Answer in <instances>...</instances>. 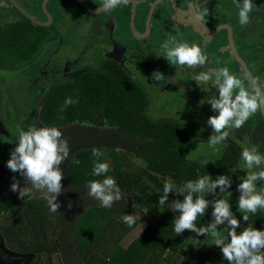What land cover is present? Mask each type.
<instances>
[{
    "label": "trees",
    "instance_id": "16d2710c",
    "mask_svg": "<svg viewBox=\"0 0 264 264\" xmlns=\"http://www.w3.org/2000/svg\"><path fill=\"white\" fill-rule=\"evenodd\" d=\"M18 12L20 17L17 24H10L4 29L0 26V53H3L0 61L13 58L17 53V61L21 63L18 66H21L30 63L41 52L42 42L54 34L49 27L33 23L25 14L19 10ZM238 38L243 49L249 48L254 54L256 48L250 49L254 42H246L247 38L244 39L242 35ZM263 67L262 64V69ZM39 75H46V71ZM55 76L50 75L52 79ZM66 97H78L79 102L60 113L59 109ZM61 115L63 119L59 118ZM39 117L49 127L58 128L76 123L91 124L117 128L126 134L141 137L133 151L145 163V167L141 169L132 166L128 153L122 149L93 147L103 153L100 162L109 165L106 176L113 177L122 195H131L140 210L148 205L154 194L163 195L166 181L174 185V192L168 197V206L152 231L138 237L126 248L120 245L121 234L124 230L133 228L135 224L129 227L124 223L119 217L123 214L115 207L92 205L85 209L74 229V245L85 264H167V261L176 255V246L182 237L174 231L173 221L180 214L173 209L172 201L183 199V196L175 194V190L182 188L190 180L195 181L208 174L213 179L217 175H227L232 181L229 168L235 165L239 153L235 143H230L229 150H226V154H223L214 168L199 160L190 159L188 155L195 137L176 119L152 117L148 110L146 88L135 78L133 72L112 58L97 57L94 68L59 83L46 96ZM259 124L263 125L261 121ZM93 148L82 147L72 155L66 167V174L72 182L88 185L90 181L105 178L91 174ZM204 195L206 199H213L207 193ZM29 198L30 196H25L20 199L17 193L0 201V213L7 215L4 223H10V229L6 232L7 243L16 245L21 253H29V264H56L53 257L58 253V249L54 243H49L46 230L49 222H43L42 209L35 205L38 204L35 200ZM211 211L210 206L204 216L197 218L198 228L209 225L212 219ZM234 211L237 219H240L237 233L250 226L264 230V212L257 210L253 214L239 210L237 213L238 207H235ZM245 214L248 215L247 222L242 220V215ZM32 216L36 218L32 219ZM15 224L17 237L13 232ZM3 225H0V232ZM217 230L215 237H225L229 231L226 225H219ZM29 233L31 235L28 237ZM184 233L188 239L196 235L188 230ZM169 253L171 255L167 256ZM207 261L208 256L203 254L201 264H208Z\"/></svg>",
    "mask_w": 264,
    "mask_h": 264
},
{
    "label": "rangeland",
    "instance_id": "374dc122",
    "mask_svg": "<svg viewBox=\"0 0 264 264\" xmlns=\"http://www.w3.org/2000/svg\"><path fill=\"white\" fill-rule=\"evenodd\" d=\"M22 1L24 5L29 9V11L35 10V12L38 13V16L36 14L35 16L39 17L40 19L46 16L44 8L40 6V0ZM67 1L62 0V3L60 4L61 8L63 7L68 9L65 15H60L59 13V17H57V10H54L53 12L52 9V7H55L53 2H49L47 4L48 10L52 12V15L53 13L56 14V17H54L55 23L57 24V26L59 24L60 30L64 32H71L70 30L73 31L70 36L73 39L72 44H79L78 47L84 46L85 51L82 53H77V51L74 50V48L72 47H62L58 51V53H54L51 51L48 52V56L59 58L57 59L59 63H56V65H60L61 62H65L67 58L77 60L80 55V59L85 56V59L87 60L88 56L86 55L91 52L95 56L98 54L99 56L105 55L106 57L114 55L113 59H119L114 51L115 49L117 50L116 46L121 43L129 44V42L131 41L133 45L130 46L131 48L128 51L129 57H127V62H125L123 65L125 68H128L131 72H133L135 78L139 80L146 88L148 92V110L150 115L156 119H161L165 117L176 119L182 122V124H184V126L186 127L187 131L193 137H195V142L188 155L190 159L199 160L205 163L210 168H214L216 167L218 161L222 158L223 154H226V150H229L230 143H235V145L237 146L239 150L238 157L236 159L235 165L229 168L232 175V187L230 190H228L229 192L224 193L221 197L223 199L228 200V202L232 205L231 210L235 214L234 210L235 207H238V196L240 195V193L236 191V188L237 185L242 182L248 174L244 169V162L241 159V153L245 148H247L255 149L257 152L264 154V116L262 117L260 115L262 114L261 111H257L249 117L248 121L240 129L231 130L229 137L224 142L219 145H216L215 147L211 146L208 143V140L213 134V130L210 126L207 125L206 122L210 116L216 115L217 113H214L211 110V106L208 103H204L203 105H201L200 101L206 100L215 95L218 96L216 89L211 86H197L196 82L192 80L193 76L198 72L202 71L203 69H190L187 66H172L170 60L167 61L163 56H161V46L168 41V37L170 35L174 36L176 38V43H188L189 45H198L202 49L203 53L209 57V62L207 65L208 67L217 69L221 67H227L230 73L234 74L247 87L251 85V83L246 80L247 78L245 75H243L242 70H240L238 62L233 57V55L230 54L227 37L225 35L226 33H224L223 35L214 36L206 34V32H204L201 28H199V30L197 28H193L182 36V34H180L179 29H177L176 27L172 28V24H167L163 25L164 28L162 31H159L160 33L157 31V33H155L154 35L149 36L146 39V42H143L142 39L136 36L131 29L133 33L132 36L129 30L126 29V27L120 30L121 34H119L117 37H111V35L114 34L113 31H111L110 34H107V30L104 31V33H99V30L95 32L94 27L90 25V22L92 18L94 19V16L92 15L90 17L86 10H83L77 3L73 2V4L70 5V3H68ZM198 1L199 0H194L192 2L194 3L193 5H195ZM212 8L214 9L213 14L218 15L217 11H221L223 12L224 18V15L226 13V15L228 14L227 20H229L234 25L237 24L235 23V19L238 18V9L233 4L232 0H210L205 5V8H201L199 11H206L208 14L210 12V9ZM120 10L121 9H118L117 12H120ZM4 11H6V13H11V15H15L13 13L14 10L12 8L5 9ZM82 11H85V13H83ZM233 12H235L236 15H234ZM117 14L119 15V13ZM16 16L17 18L20 17L19 12L16 13ZM202 16L204 17L206 15ZM118 17H120V15ZM170 19L174 21V15L171 16ZM263 19L264 9H261L256 13H251L250 22L247 25L243 26L245 33H247L248 35L249 31L251 32V30H253V32H255L260 29L262 23L264 24ZM248 25L250 26V28L247 27ZM58 33L59 35H56V37L54 35V37L52 38L53 41H58L59 38L63 40V36L64 34H66L63 32ZM118 33L119 31L116 34ZM118 37H120L121 39ZM242 37L245 39L244 36ZM64 38L67 39L66 35ZM237 39L239 41V38ZM126 40H128L129 42H127ZM247 41L249 40L247 39L246 42ZM219 42L221 46H227V56L225 53L222 54V51L224 50L221 46L220 50L222 51L217 52L213 48V46ZM256 42L257 43H254L252 46H250V49L257 47H261L264 49V44L258 46V44L264 43V25L263 32L258 35ZM209 43H211L212 45H209ZM211 48H213V50H211ZM93 49H96L94 53ZM244 56H246L247 58L249 57L245 53ZM122 62L124 61L122 60ZM49 66L53 68L51 64H49ZM45 68V66L41 68L38 64H30V66L26 64L17 67V60L14 58H10L6 61H0V73L6 74L7 76H11L12 74L16 73L17 76L21 78V81L24 82L26 85H31L32 81L37 78V74L39 75L46 71ZM88 68L89 66L85 64L84 67H79L76 70V73L80 72L82 69ZM53 70L55 71L56 69L53 68L52 71ZM157 71L164 75L163 79H152V73ZM261 71L264 75V67L263 69H261ZM68 78H71V76L67 75L66 77L61 78V80H65ZM55 83H53L52 85H47V88H45V90H50L51 88H53L55 86ZM17 89L20 91L21 87L17 85ZM45 90H43L41 94L36 97L37 99L33 102V104L36 105L38 108L37 114L36 116H33L29 119L28 124H26V129L32 124H35L37 127H46L39 119L40 108L45 98ZM23 111L29 110L23 109ZM259 121L263 123L262 126L259 124ZM77 124L85 128L96 127L95 125L91 124L76 123L58 127V129H61L63 127H72L73 125ZM122 150L128 153L132 166L138 169L145 167V163L140 158H138L133 152L134 149L122 148ZM261 169H264V165H261L259 169L254 170L258 171ZM260 186H264V182H257V187L259 188ZM232 191L234 193H232ZM29 196V199L35 200L38 203L35 205H37L38 208L42 209L41 211L43 214V222H52L53 220L54 222L57 221L56 228L60 226V211L52 212L50 210L48 197L45 195V193L34 192L32 195ZM159 196H161V193L154 194V196L151 197V200L148 205L142 210L137 208V205L131 195L125 196L128 203L142 215V218L136 219L137 222L135 223V226L133 228L129 230H124L122 232V240L120 242V245L126 248L132 241H134L138 237L142 236L146 232L152 231L156 221L160 218L161 214L165 211L166 207L168 206L167 203L163 205L159 204ZM239 210L240 209L238 208L237 213L239 212ZM258 210L264 212V209ZM31 218L34 219L36 217L32 216ZM46 230L47 235L49 236V243H55V233L52 235L53 231L51 232L48 227L46 228ZM185 234L186 233H183L181 235V241L176 246V255L172 259H169L167 261V264H201V256L203 254H206L208 256V264H228V262L222 258L220 248L213 245L216 239L214 234H210V237L208 235L205 236L196 234L190 239H188ZM2 247L7 253L13 255L16 254L17 256H19L15 251L6 248L4 244ZM168 255L171 254L169 253L167 254V256ZM53 259L56 264H64L62 257L59 254H56ZM79 264H85V261L80 260Z\"/></svg>",
    "mask_w": 264,
    "mask_h": 264
},
{
    "label": "clouds",
    "instance_id": "9594fccd",
    "mask_svg": "<svg viewBox=\"0 0 264 264\" xmlns=\"http://www.w3.org/2000/svg\"><path fill=\"white\" fill-rule=\"evenodd\" d=\"M128 0H102L99 9L111 10ZM238 9V23L245 26L250 22V14L256 5L253 0H232ZM197 17L207 15V12H196ZM175 45V46H173ZM162 55L172 66L190 69L200 68L202 71L193 76L197 86H211L216 89L218 96H212L201 100L200 104L208 103L216 115L207 119V125L213 130L208 143L215 147L224 142L233 129H240L248 121L249 117L264 107V89L255 85L245 86L227 67H208L209 57L196 45L188 43H176L174 36H169L168 41L161 46ZM160 72H153L152 79H163ZM235 93V94H234ZM79 102V98L66 97L59 112ZM63 119L61 115L59 117ZM17 146L10 154L7 168L13 173H19L30 187H21L19 182L13 179L11 190L18 192L19 198L32 195L34 192H43L48 197V203L52 212H58L61 203L58 197L64 190L63 172L61 164L69 158L70 146L63 133L56 127H37L30 125L27 130L18 129ZM103 153L96 148L92 149L93 176H104L103 180H93L87 185V196L99 201V206L111 208L120 201L122 195L116 180L106 176L109 170L107 163L100 162ZM244 169L248 173L237 185L238 208L242 213H256L258 209H264V186L257 187V182H264V154L255 149L245 148L241 153ZM232 187V181L227 175H217L215 179L211 175L203 176L195 181H188L184 186L175 190V194L183 196V199H174L172 207L179 212L174 219V231L182 235L185 230L197 235L217 234L219 225H226L229 229L227 236L216 237L214 244L219 247L222 258L228 264H264V230L247 227L237 233L240 227V219L233 213L232 205L228 200L220 198ZM218 190V191H217ZM174 192V185L165 182L163 195L159 196V204L168 202L170 193ZM205 193L213 199H206ZM211 206V222L207 227L198 228L196 221L199 216H204ZM71 207V205H69ZM122 221L129 227L136 223V215L123 214ZM242 220L247 222L248 215H242Z\"/></svg>",
    "mask_w": 264,
    "mask_h": 264
},
{
    "label": "flooded vegetation",
    "instance_id": "af4514ba",
    "mask_svg": "<svg viewBox=\"0 0 264 264\" xmlns=\"http://www.w3.org/2000/svg\"><path fill=\"white\" fill-rule=\"evenodd\" d=\"M15 1L19 2L20 5L24 9L28 10V12L30 14H32V15L38 14L37 12H35V10L29 11V9L24 5L22 0H15ZM65 1H67V0H65ZM84 1L88 5L93 6V7H97V6L102 4V0H84ZM136 1L137 2H136V11H135V15H134V23H135L137 30L140 31L141 33L146 32L147 19L149 17L150 12L152 11L151 17H150L151 19H150V23H149L150 32L147 34L146 37L140 38L143 40V42L144 41L146 42L147 41L146 39L149 36L157 33V31L158 32L162 31L164 28L163 25H167V24H172L173 25L172 28L176 27L177 29H179L180 34H182V36L186 32L192 30L193 28H197L198 30H199V28H201L197 23L194 24V23H190V22L180 21L179 18L174 14V9L172 7V2L170 0H160L159 3H156L153 10H152V3L154 2V0H136ZM193 1L194 0H176L178 6L180 8L181 14L184 17H188L189 14L192 13L193 10L196 7H198L204 0H199L195 5H193L194 4V3H192ZM209 1L210 0H208L207 2H204L201 6H199V8L194 13V15L196 17H197L196 12L198 10H200L201 8L202 9L205 8V5ZM49 2H53V4L55 5L54 8L52 7V9H53V12H54V10H57V17H59V13H60V15L61 14L65 15L66 12L68 11V9L60 7L62 0H48L46 3L47 9H48L47 4ZM67 2L70 3V5L73 4V2L77 3L83 10L85 9L77 0H72V1L68 0ZM40 3H41L40 6L43 7V5H42L43 0H40ZM253 3L256 5V8L254 9L253 12L256 13L257 11L264 9V0H253ZM70 5H69V7H70ZM10 8H12L14 10L13 13L15 15H11V13H9V12L6 13V11H4L5 9H10ZM117 8L121 9L120 12L119 11L117 12V10H118ZM17 9H18L17 5L14 3L13 0H0V26L3 29L5 28V26H8L10 24H13V25L17 24L18 18L16 16V13H18V10H19V9L18 10ZM221 10H223V9H221ZM109 11H110V15L114 16L116 19V22H115L116 24H115L113 29H111L110 26L108 25V20L110 17V15L108 13L104 12L102 14L94 15V14H91L89 11L86 10V12L89 14L90 17L92 15L94 16V19L92 18V20L90 22V25L92 27H94V31L97 32V30H99V33H104V31L107 30L106 31L107 34H110L111 31H113L114 34H116L119 31L118 34L111 35V37H117L119 34H121L120 30L122 28L126 27V29H128L130 34L133 36V33L131 31V25H130L131 16H132V3H131V1L128 0L127 3H121ZM213 11H214V9L212 8V9H210V12L206 16L203 17L201 15L198 18H200L207 26H209L211 28H216L218 25H221L223 23H229L232 26L234 38H235V42H236V48L241 53L242 57L246 60V62L248 64V66L250 67L252 73L256 76V78L260 82L262 88L264 89V84H262V83H264V75H263L262 71H259L256 68V66H258V68L261 70L262 64L264 65V49L261 47H257L253 51L254 54H252V51H250L249 48L243 49V47L240 45L241 41H237L238 36L242 35L245 38H247L249 41H253L254 43H257L256 39H257L258 35L263 32V25L264 24L262 23L261 28L255 32H253V30H251V32L249 31V34L247 35V33H245V31H244L243 26L239 25L238 18L235 19V23H237V24L234 25L229 20H227L228 14L226 15V13H225L226 17L224 15V18H225L224 19L223 18V12L217 11L218 15H216V14H213ZM49 12L52 14L51 11H49ZM82 12L85 13V11H82ZM117 13H119L121 19H120V17H118L119 15ZM233 14L236 15L235 12H233ZM173 15H174V21H172L170 19L171 16H173ZM52 17H53V21H52L51 25H47V26L40 25V26L49 27V29H51V31L55 35V37H56V35H59L58 32L66 33L63 36V40L59 38L58 41H53L52 38L54 36H52V37L48 38L47 40L43 41L41 52L37 56H35L30 61V63H28L29 66H30V64H38L41 68H43L45 66V67H47V69L50 72L47 71L45 68L46 75L40 77V75L37 74V78L32 81L31 85H26L24 82H22L21 78L19 76H17L16 73L12 74L11 76H9V75L7 76L6 74L0 73L1 74V79H0V201L4 200L5 198L11 197L12 195H17V193H18V192H13L11 190V184L13 183V179H15L16 181L19 182V180H18L19 173H13L12 171H10L7 168L6 165H7V161L10 158L11 152L17 146L16 140H17V136H18V129H23L26 131L27 130L26 124H28L29 119L33 116H36V114H37L38 108L36 105L33 104V102L37 99L36 97L38 95H40L41 92L43 90H45V88H47V85H52L53 83L56 82L55 86L53 88H51L50 90H48V89L45 90L44 94H45V98H46V96L48 95V93L52 89H54L59 83L64 81V80H61V78L66 77L67 75H70L72 78L76 74L87 70V69H82L80 72L76 73V70L79 67H84L85 64H87L89 66L88 69L94 68L96 65V59L99 56V54L95 56L90 51L91 53L86 55V56H88L87 60L85 59V56H83V58L80 59L81 58V55H80L77 60L67 58L65 60V62H61L60 65H56V63H59L57 61V59H59V58L53 57V56L49 57L48 52L51 51L54 53H58V51L62 47H66V48L72 47V48H74V50L77 51V53H82L85 51V49H84V46L78 47L79 44L73 45L72 44L73 39L70 37L71 34L73 33V31L70 30L71 32H69V31L64 32V31L60 30L59 24L57 26V24L55 23L54 17H56V14L53 13ZM163 17H164V20H163ZM37 18L41 21H48L47 16H44V18L42 17V19H40L39 17H37ZM247 27L250 28L249 25ZM96 28H99V29H96ZM224 33H226L225 35L227 37L226 28L221 29L216 34H209V35L216 36V35H223ZM206 34H208V33H206ZM65 35H66L67 39L64 38ZM118 38H120V37H118ZM126 41L129 42L128 40H126ZM227 41H228V38H227ZM124 43H126V42H124ZM228 43H229V41H228ZM262 44H264V43L258 44V46H260ZM132 45H133V43H131V41L129 42V44L121 43V44L117 45L116 46L117 50L115 49L114 51H115V54L117 55V57L119 59L115 58L114 60L115 61L118 60L122 64L127 62V57H129L128 51L131 48L130 46H132ZM209 45H212V44L209 43ZM76 46H77V49H76ZM220 46H221V44L219 42L216 45H214L213 48L217 52L222 51V50H220ZM224 47L226 48L227 46H224ZM213 48H211V50H213ZM228 48H229V46H228ZM95 50L96 49H93V53L95 52ZM229 51H230V49H229ZM244 53L247 54L249 57H254V59L252 60L249 57L247 58L246 56H244ZM222 54H224V52ZM0 56H3V53H0ZM226 56H227V54H226ZM103 57H106V56L104 55ZM113 57H114V55L110 56L108 58L113 59ZM13 58L17 60V53H16V55H14ZM122 60L124 62H122ZM2 61H6V60H2ZM19 64H21V63L19 61H17V67H20V66H18ZM49 64H51L53 66V68L56 70L52 71L53 68L50 67ZM24 65H26V63ZM126 69H128V68H126ZM52 74L56 75L55 78H53V79L50 77V75H52ZM243 75H244V73H243ZM258 75H259V77H258ZM68 79H70V78H68ZM17 80H18V82H17ZM65 80H67V79H65ZM246 80H248V79H246ZM17 85L21 87L20 91L17 89ZM45 98H44V100H45ZM42 105H43V103H42ZM41 108H42V106H41ZM41 108H40V110H41ZM23 109L29 110V111H23ZM39 119H40V117H39ZM43 125H45L46 127H49L44 123H43ZM21 187H23V186H21ZM35 193H43V192H35ZM6 216L7 215H5L3 212L0 213V225L1 224L3 225L4 221H6V218H5ZM56 222H54L53 220H52V222L49 221L47 227L50 229L51 232L53 231L52 235L55 233L56 238H55L54 244L56 245V247L58 249L57 254L61 255L62 260H63L61 249H60V246H59V243L57 240L58 235H59V231H60V226H58L56 228ZM7 229H10V223L9 222L4 223L2 232H0L1 245L3 246V244H4L6 246V248L15 251L19 256H25V255L29 256L30 255L29 253L19 252L17 250L16 245H14V247H13L12 243H10V242L7 243V239H6ZM13 232H14V236L17 237L16 224L13 228ZM28 235H31V234L29 233ZM14 241L16 242L17 239ZM73 243L75 244V236L73 239ZM75 248H76V246H75ZM9 255L17 256L16 254L15 255L9 254ZM78 258H79L78 264L80 263V260L84 261L81 259L79 254H78ZM63 262H64V260H63Z\"/></svg>",
    "mask_w": 264,
    "mask_h": 264
},
{
    "label": "water",
    "instance_id": "95a60500",
    "mask_svg": "<svg viewBox=\"0 0 264 264\" xmlns=\"http://www.w3.org/2000/svg\"><path fill=\"white\" fill-rule=\"evenodd\" d=\"M13 1L17 5V8L27 17H29L32 22L44 26L52 24L53 21L52 14L46 8V3L48 0H43L42 3L48 21L39 20L35 15L30 14L26 9H24L19 2H16L15 0ZM77 1L91 14L98 15L106 12L110 15L109 10L99 9L102 4L97 7H93L88 5L84 0H77ZM129 1H131L132 3V16L130 23L131 29L136 36H138L139 38H144L150 32L149 23H150V19H151L150 17L152 11L150 12L149 17L147 19L146 32L141 33L140 31L137 30L134 23V15L136 11L137 1L136 0H129ZM170 1L172 2L174 14L182 22H190L194 24L197 23L203 29V31H205L208 34H216L221 29L226 28L230 53L238 62L240 69L243 71L248 81L252 85H255L257 88L263 89L256 76L252 73L246 60L242 57L241 53L236 48V42H235L232 26L229 23H223L221 25H218L216 28H211L207 26L200 18L194 15L195 11L199 8V6H201L204 2H207L208 0H204L198 7H196L193 10L192 13L189 14L188 17H184L181 14L180 8L176 0H170ZM159 2L160 0H154V2L152 3V10L156 5V3ZM115 22H116L115 17L110 15L108 20V25L110 26L111 29L114 28L116 24ZM260 111L264 116V107H262ZM59 130L63 133L64 138H66L69 142L70 154H69V158L65 160L60 166L64 176V179L62 181L64 190L62 194L58 197V202L61 203V207L59 209L61 221H60V231L57 240L61 249L64 263L78 264L79 253L73 243L75 225L81 213L92 205H97V204L99 205V201L87 196V192H88L87 185H78L72 182L68 178L66 174L67 164L69 163V160L72 158L74 152L79 148L113 147L117 149L120 148L135 149L138 146L141 137L137 135L126 134L118 130L117 128L104 127V126L85 128L77 124V125H73L72 127H63ZM18 180L20 182L19 183L20 186L30 187V185L25 184V180L20 174L18 175ZM69 205H71V207H69ZM113 207H115L122 214L136 215V219L142 218V215L128 203L125 197L122 198L120 201L115 202L113 204ZM29 262H30V256L9 255L6 251H4L0 241V264H29Z\"/></svg>",
    "mask_w": 264,
    "mask_h": 264
},
{
    "label": "crops",
    "instance_id": "0c3cea01",
    "mask_svg": "<svg viewBox=\"0 0 264 264\" xmlns=\"http://www.w3.org/2000/svg\"><path fill=\"white\" fill-rule=\"evenodd\" d=\"M226 48H227V47H226ZM226 48L222 46V49L224 50L223 52H224L225 54H227V53H228V51H227V49H226ZM256 68H257V70L261 71V70L258 68V66H256Z\"/></svg>",
    "mask_w": 264,
    "mask_h": 264
}]
</instances>
